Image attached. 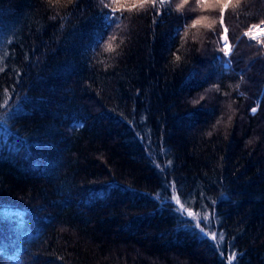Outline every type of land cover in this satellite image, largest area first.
Here are the masks:
<instances>
[{
    "label": "trees",
    "instance_id": "trees-1",
    "mask_svg": "<svg viewBox=\"0 0 264 264\" xmlns=\"http://www.w3.org/2000/svg\"><path fill=\"white\" fill-rule=\"evenodd\" d=\"M182 2L0 0V264H264V0Z\"/></svg>",
    "mask_w": 264,
    "mask_h": 264
},
{
    "label": "snow or ice",
    "instance_id": "snow-or-ice-1",
    "mask_svg": "<svg viewBox=\"0 0 264 264\" xmlns=\"http://www.w3.org/2000/svg\"><path fill=\"white\" fill-rule=\"evenodd\" d=\"M50 3L56 4L60 3L61 0H49ZM80 0H67V4H78ZM165 0H110L109 4L104 3V0H100V3L103 5L104 8H110L111 13L109 12H104L103 16L106 20L109 22V27L111 26L112 23L116 22L117 17L111 15L115 14L118 12H122L125 9L128 11H132L134 9H144L145 6H148L151 11L153 12L154 16H160L161 13L156 11L157 4H163ZM231 2V0H196L197 5H206L209 3H215L219 5V12L221 16V22L223 21V16L226 11V8L228 4ZM189 3V0H183V2L179 5H177V10L179 11L180 9H183L185 5ZM112 5H117L118 7H112ZM184 21L186 22L188 19H191L190 16L185 15L182 17ZM157 21H153V23H156ZM198 23V21H193V27H195V24ZM253 30H255L257 33L260 35H264V20H261L259 24H252L249 27V30L245 31L243 35L245 37H249L251 40H257V35L253 34ZM114 39V37H113ZM258 43H261V41H258ZM218 43L222 44L220 47V51L223 53V56L229 57L232 52V46L229 43V38L227 35V29L225 28L222 33L219 34V41ZM109 50H111V46H109ZM179 59V57H177ZM223 60V57L220 58ZM223 64L225 67H227L230 64V61H223ZM2 71V69H0ZM204 97L201 96L200 100H203ZM194 103H199V101H195ZM252 113L255 114L257 111V108L253 107L251 109ZM211 135V133H209ZM166 190V189H165ZM175 199V197H173ZM177 203L179 201L177 200ZM191 215V213H189ZM206 219V218H205Z\"/></svg>",
    "mask_w": 264,
    "mask_h": 264
},
{
    "label": "rangeland",
    "instance_id": "rangeland-1",
    "mask_svg": "<svg viewBox=\"0 0 264 264\" xmlns=\"http://www.w3.org/2000/svg\"><path fill=\"white\" fill-rule=\"evenodd\" d=\"M253 34H254V35H257V37H258V36H262V35L256 34V31H255V30L253 31ZM257 39H258V38H257Z\"/></svg>",
    "mask_w": 264,
    "mask_h": 264
},
{
    "label": "built area",
    "instance_id": "built-area-1",
    "mask_svg": "<svg viewBox=\"0 0 264 264\" xmlns=\"http://www.w3.org/2000/svg\"><path fill=\"white\" fill-rule=\"evenodd\" d=\"M256 34H259V33L256 32Z\"/></svg>",
    "mask_w": 264,
    "mask_h": 264
},
{
    "label": "bare ground",
    "instance_id": "bare-ground-1",
    "mask_svg": "<svg viewBox=\"0 0 264 264\" xmlns=\"http://www.w3.org/2000/svg\"><path fill=\"white\" fill-rule=\"evenodd\" d=\"M260 35V34H259Z\"/></svg>",
    "mask_w": 264,
    "mask_h": 264
}]
</instances>
